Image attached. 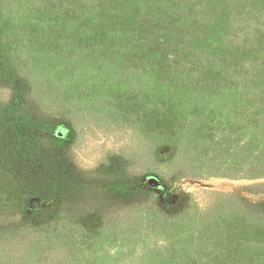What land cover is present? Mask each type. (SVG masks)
Returning a JSON list of instances; mask_svg holds the SVG:
<instances>
[{"label":"rangeland","instance_id":"1","mask_svg":"<svg viewBox=\"0 0 264 264\" xmlns=\"http://www.w3.org/2000/svg\"><path fill=\"white\" fill-rule=\"evenodd\" d=\"M58 6L57 0H0L2 148L21 173L12 199L0 191V263L27 246L26 229L64 238L71 258L81 257L82 264H175L170 245L181 243L197 254L220 248L230 264H264L248 242L249 236L261 241L262 233L235 214L234 196L264 192L262 170H255L264 165L255 166L238 148L242 127L229 120L240 100L221 99L226 114L215 99L183 95L173 101L178 87L160 86L185 74L178 60H195L196 43L213 52L214 31L203 23L180 27L162 41L166 48L144 40L139 55L157 71H135L133 58L123 62L111 53L123 40L112 44L93 36L85 38L83 51L64 49L65 36L56 31L68 25L78 30L84 22L66 13L58 21ZM55 93L61 100L46 103ZM42 109L49 125L34 126L30 120ZM182 133L187 142L177 140ZM70 212L74 222L65 228ZM222 230L228 236L212 246ZM206 257L220 261L216 254ZM181 261L192 263L190 257Z\"/></svg>","mask_w":264,"mask_h":264},{"label":"trees","instance_id":"2","mask_svg":"<svg viewBox=\"0 0 264 264\" xmlns=\"http://www.w3.org/2000/svg\"><path fill=\"white\" fill-rule=\"evenodd\" d=\"M57 3L59 4L57 14L60 13L58 21L61 15L66 13L80 17L84 22L78 30L68 25L63 33L56 31L61 37L65 36L60 39V44L67 43L64 49L83 51L86 45L85 38L92 39L93 36L107 42L111 41L112 44L116 40H123L120 48L111 49V53L123 62L126 61L125 59L133 58L129 67L135 71L144 69L152 73L157 71H153L154 66L148 61H142L143 57L139 55V46H142L144 40L156 39L155 44L166 48L169 46L168 42L162 41L171 34L175 36V32L179 33L177 29L180 27H193V24L203 23L207 26L205 29L213 30L216 34L213 52L209 44L202 49L199 47L201 43H196L193 46L195 60H189L190 56L178 60V63L185 64V74L180 77H170V80L161 82L160 86L169 91L171 84L178 87L171 93L170 97L173 101L183 95L203 100L215 99L222 113L226 112V114L228 112L221 108V99L227 102L240 100L239 109L229 115V120L235 119L242 127L238 131V148L250 153L252 163L256 162L255 166L264 165V0H57ZM175 17H182L181 23L174 21L172 23ZM144 30H154L156 37L148 39V35L142 36ZM191 31L198 37L193 30ZM185 38L192 43L193 35L190 32L185 33ZM176 55L172 53L173 57ZM187 76L188 80L183 78ZM44 100L48 103L61 98L55 93L48 95ZM246 103H249L251 108L242 107ZM46 119L42 109L38 114H34L30 121L34 126H47L49 123ZM3 125L0 122V191L3 196L12 199L13 192L18 190V187L15 188L12 183L20 182L18 174L21 173L17 172V168L10 163L7 150L2 148V143L7 141L6 134L1 133L4 130ZM231 128L234 126L232 125ZM231 133L235 135L236 132ZM177 140L187 142V135L182 133ZM190 144L193 145L191 142ZM10 156L12 157L13 154ZM255 170H262L260 173L264 175L263 169L256 167ZM15 196L16 194L13 197ZM234 198L236 201L239 199L235 206V214L240 215L238 218L243 220L242 224L262 233L259 242L249 236V246H254L249 248L251 254L257 251L259 255L264 256V192H260L256 198L244 199L240 196ZM235 214L234 217H237ZM66 217L63 218V221L66 220L64 227L68 228L69 224L74 222V217L71 212ZM222 231L217 238L210 239L212 246H216L214 242L222 234V237L228 236L224 230ZM24 232V245L26 237L27 246H22L23 249L19 254L13 251L12 254H7L10 261L7 264L14 261L18 264H82L81 257L71 258L73 250L69 251L70 242L67 244L64 238L49 239L46 235L48 233L41 231L25 229ZM159 247L164 249L166 244H161ZM170 247L174 252L175 264H182L181 259L185 260L189 257L192 259L191 264H226L227 262L230 264L225 260V251L220 248L215 249L214 254L205 250L197 254L194 247L183 246L182 243ZM215 254L220 261L212 263L205 261L207 255Z\"/></svg>","mask_w":264,"mask_h":264}]
</instances>
